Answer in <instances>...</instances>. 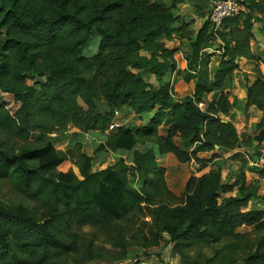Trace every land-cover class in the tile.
I'll return each mask as SVG.
<instances>
[{
  "label": "trees",
  "instance_id": "1",
  "mask_svg": "<svg viewBox=\"0 0 264 264\" xmlns=\"http://www.w3.org/2000/svg\"><path fill=\"white\" fill-rule=\"evenodd\" d=\"M238 2L215 37L210 18L196 31L176 25L174 3L0 0V264H119L142 255L163 262L167 246L177 264H198L187 249L202 243L214 246L202 264H264V207H250L254 185L244 177L224 183L213 167L190 176L180 196L158 159L172 153L203 167L215 154L199 151L240 144L226 119L240 59L258 61L247 106L264 110L263 60L252 47L255 24L264 29V0ZM175 36L190 41L185 70L195 80L181 98L164 79L177 68L178 49L166 44ZM93 37L97 51L86 55ZM214 42L222 53L211 67ZM128 109L151 115L135 130L111 129ZM72 127L99 132L97 150L129 156L94 169L81 143L56 145ZM256 138L259 146L264 130ZM66 161L78 171H59ZM5 184L20 196L7 198ZM236 185L238 195L223 196Z\"/></svg>",
  "mask_w": 264,
  "mask_h": 264
},
{
  "label": "crops",
  "instance_id": "2",
  "mask_svg": "<svg viewBox=\"0 0 264 264\" xmlns=\"http://www.w3.org/2000/svg\"><path fill=\"white\" fill-rule=\"evenodd\" d=\"M136 1H138L139 3H151L159 1L164 5H172L173 3L176 4L178 6L176 10V13L178 14V19L175 21V24L179 26L182 23H190V29L195 31L202 24L201 22L199 27L195 25L198 22L196 16L200 20H203V16L197 13L192 14L191 12H188L184 9H186L187 7H194L196 9H199L202 2H207V0ZM212 2L213 0L210 1V5L212 4ZM254 33L256 39L253 41L252 44L253 50L258 55V57H260L264 61V29L259 22L255 24ZM176 38L177 37L175 36L173 40L167 41L166 44L169 48L178 49L177 53L175 54V58L177 60V68L173 71H169L168 73H166L164 79L171 83L172 87L174 88L176 98H181L187 94H192L194 92L195 80H188L187 72L185 70L187 69L188 56L191 52L190 41L186 38L183 39L178 36V43L174 45L173 42ZM182 44L188 45L182 46ZM217 45L218 44L214 42L212 47L208 48V50L213 53L211 67L218 66L221 58L222 51L218 49ZM239 61L241 62V68L235 73L233 85L227 89V91H229V97L232 102V109L228 116H226V119L231 121L236 126L241 142L234 149H226L216 146L215 150L199 151L198 156L200 158H211L215 154V157H213V159L208 162L206 166L203 167H201L200 164L194 159L190 162L183 163L179 162L172 153L159 155L158 159L160 160L161 164L166 168V178L168 186L177 195H182V193L185 192L186 183L190 176H200L204 173L209 172L213 167H220L221 178L224 183L231 184L236 182L241 177H244L247 184L254 185L256 189V195L250 201V207H258L261 201H264V171H261L251 165V162L256 160L259 156V146L256 137L262 132V130H264V110H260L254 105L247 106V85L252 84L258 78V75L253 71L258 61L256 59H240ZM263 61H261V69L264 74ZM186 89H188L189 92H186ZM208 97L211 98V95ZM130 112H132V116H138L142 118L146 116L148 117V119L151 115H139L136 114L134 110L128 109L125 111L118 112L116 115V120H118L121 125H125L126 121H128L129 119L124 118V116ZM146 121L142 122L145 123ZM259 123H261L262 125L258 126ZM168 125V123L166 125L164 124L162 128H166ZM162 128L161 134H165V129ZM95 137L97 139H95ZM249 138L251 139L247 142L244 141ZM103 140L104 137L99 132H81L72 127L67 132L66 137L63 139V141H61V143L67 142L68 144L72 145L77 142L81 143L83 145V152L87 153L88 155H91L94 158L95 155H93L92 153H97V155L107 153V151L97 150V147ZM176 142L179 145L181 144V140L179 138L176 139ZM85 145H88L90 146V148H92L91 153L86 150ZM142 146L140 145V148H143ZM193 148L194 146H192L190 150H192ZM113 159L115 160V157ZM170 161H172L171 164ZM238 193L239 185H236L232 191L223 193V196L238 195ZM146 257L147 260L148 258H151V260L153 261L159 260L158 257L155 255H147ZM141 258L142 257H139L140 260H142ZM136 260L137 259H134V261Z\"/></svg>",
  "mask_w": 264,
  "mask_h": 264
},
{
  "label": "rangeland",
  "instance_id": "3",
  "mask_svg": "<svg viewBox=\"0 0 264 264\" xmlns=\"http://www.w3.org/2000/svg\"><path fill=\"white\" fill-rule=\"evenodd\" d=\"M210 1H212V0H207L208 3L207 2L206 3L202 2L199 9H196L194 7L193 8H188L187 7L186 9H184V10H186L188 12H191L192 14H196L197 13V14L203 16V20L202 19L201 20L198 19L197 16H196V19L198 20V22L195 25L197 27H199L201 22L203 23V21H205V19H207V18L209 19V13H210V9H211ZM194 9H195V11H194ZM179 10H180V8H179ZM257 28H258V26H257ZM176 37L177 38L173 42L174 45L178 43V36H176ZM187 45L188 44H182V46H187ZM96 51H97V39H96V37H93L92 40H91L90 45L85 48L84 54L91 55V54H93ZM238 75H239V73H238ZM148 79L150 81H152L153 83H157V81H156L154 76L148 75ZM28 82L29 83H33V81L31 79L28 80ZM186 92H189V90L186 89ZM145 117L142 118V117H138V116L137 117L136 116H132V112L127 113L124 116V118L129 119V120L126 121L124 126H127V127L131 128V129L135 130L140 125V123L142 121H146V120L148 121V117H146V118ZM126 119H124V120H126ZM162 129H164V127ZM116 130H117V128L115 129V131ZM95 139H97V138L95 137ZM61 141H63V140H60V142L56 141V145L59 148L68 149L72 145V144H68L67 142H64V143L62 142L63 143L62 144ZM180 145H182V143ZM85 147H86V150L88 152H90V153L92 152V148H90V146L85 145ZM142 147H144V145ZM92 154L95 155L94 156V169H99L101 167L104 168V167L112 164L113 162H115L116 158L119 157V156H123L125 158H127L129 156L128 152L119 153V152H112V151H107V153H103V154H100V155H97V153H92ZM114 157H115V160L113 159ZM171 162L172 161H170V164H171ZM69 169H74V171H76V172L78 171V168L71 161L64 162L58 168V170L61 171V172H68ZM3 190H4V194H5V196L7 198L15 199V198H18L20 196L9 184L3 185ZM182 195H184V193H182ZM258 207H262L263 208L264 207V201L263 202L261 201V203H260V205H258ZM47 215H48L47 211H43L42 212V217H45ZM250 230H251L250 227H241L238 231L240 233H246L247 231H250ZM249 238H250V236H247V239H249ZM213 247H214L213 245H204L202 243V244H199V245L189 246L187 251L189 252V254H190V256H191V258L193 260L197 261L198 264H202L203 261L205 260V258H207L209 256H213V254H214V248ZM170 249L171 248L169 246H167L165 248V252L163 254V258H164L163 262L160 261V260L153 261V260H151V258H148V260H147V257L142 255L141 256L142 260H140V259L138 260L137 259L136 261H134V259L133 260L129 259L125 263L123 262V263H119V264H177L178 258H173V256L170 253ZM140 261H142V262H140ZM91 264H101V263L98 262V261H93V262H91Z\"/></svg>",
  "mask_w": 264,
  "mask_h": 264
},
{
  "label": "built area",
  "instance_id": "4",
  "mask_svg": "<svg viewBox=\"0 0 264 264\" xmlns=\"http://www.w3.org/2000/svg\"><path fill=\"white\" fill-rule=\"evenodd\" d=\"M241 9L239 2L233 0H213L209 18L212 23V28L215 37L223 30L224 21L236 15ZM121 126L118 120H115L110 126L111 129ZM251 165L264 171V140L259 143V156L251 162Z\"/></svg>",
  "mask_w": 264,
  "mask_h": 264
},
{
  "label": "water",
  "instance_id": "5",
  "mask_svg": "<svg viewBox=\"0 0 264 264\" xmlns=\"http://www.w3.org/2000/svg\"><path fill=\"white\" fill-rule=\"evenodd\" d=\"M233 1H236V2H238L239 0H233ZM218 147V146H217Z\"/></svg>",
  "mask_w": 264,
  "mask_h": 264
}]
</instances>
